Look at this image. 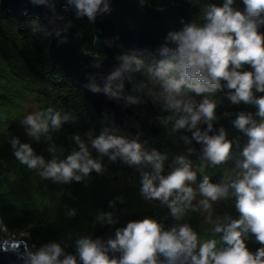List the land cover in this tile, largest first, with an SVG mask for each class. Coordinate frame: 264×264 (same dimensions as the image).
I'll use <instances>...</instances> for the list:
<instances>
[{"label": "clouds", "instance_id": "1", "mask_svg": "<svg viewBox=\"0 0 264 264\" xmlns=\"http://www.w3.org/2000/svg\"><path fill=\"white\" fill-rule=\"evenodd\" d=\"M28 2L50 11L47 23L39 17L32 20V31L55 37L60 44L68 42L67 33L74 26L64 12L71 10L76 19L86 17L94 24L97 17L113 11V0H63V11L56 7L60 0ZM137 2L145 8L146 0ZM186 2L199 6L197 19L181 17V27L169 29L147 56L135 49L118 52L117 64L107 73L88 74V83L81 86L123 101L124 107L147 98L159 108V125L183 143L184 153L167 163V152L150 147L139 132L123 133L107 112L98 133H74L67 152L50 143L47 159L19 136L8 141L21 164L54 184L87 187L93 172L107 173L105 158L132 168L139 176L141 197L167 208V215H145L121 224L113 211L117 201L124 202L118 196L108 202L113 210H98L92 221L93 229L100 225L110 231L68 232L39 246L4 249L14 252L22 264H264V0ZM24 15H29L27 10ZM95 39L119 48V36ZM104 61L95 57L86 67L103 69ZM225 100L233 107H249L218 114ZM221 119L229 120L239 135L229 138ZM74 122L70 113L50 106L30 112L19 123L25 136L39 143ZM193 142L200 145L198 165L190 159L197 151ZM222 165L228 167L218 181L204 174L206 168ZM226 200L233 201L236 215L215 212L214 205ZM190 212L200 214L208 227L202 232L194 229L187 219ZM65 214L75 217L77 209L66 208ZM250 241L259 245L255 251L249 249Z\"/></svg>", "mask_w": 264, "mask_h": 264}, {"label": "trees", "instance_id": "2", "mask_svg": "<svg viewBox=\"0 0 264 264\" xmlns=\"http://www.w3.org/2000/svg\"><path fill=\"white\" fill-rule=\"evenodd\" d=\"M208 0H200V3ZM220 3L221 0H211ZM238 4L240 0H237ZM146 4L155 10L164 8L162 0H146ZM200 14L199 6H194L193 18ZM34 18L24 20L14 18L0 8V223L1 228L10 238L20 240L23 236H31L33 243L39 246L50 239H58L68 232L104 235L110 231L108 227L96 225L92 221L98 210L109 209L108 202L120 196L124 202H116L115 211L121 224L139 219L143 216L165 217L168 209L165 207L149 206L139 192V176L132 168L119 163L110 164L105 158L104 164L108 171L100 176L92 173L87 187L84 183L73 182L70 185L54 184L42 179L36 171L29 170L12 154L9 144L11 136H19L23 142H29L37 154L49 158L46 151L50 143L63 146L67 150L71 147L70 137L74 133L83 135L89 129H96L97 133L103 126L101 120L86 102L83 93L76 89L64 76L59 67L50 59V37L44 38L42 33H34L31 22ZM71 21L78 29L86 53L97 56L94 50L95 27L85 18L76 19L72 14ZM127 51L121 49L120 52ZM31 103L39 110L54 107L75 117L74 123H66L59 132H53L49 137H42L39 143L26 139L22 134L20 120L23 119L26 104ZM240 105L233 107L224 101V106L218 109V114L225 111H236L237 108H248ZM249 110H255L249 108ZM135 113L155 122L162 129L160 137H153L140 122H135L141 139L148 140L150 147L161 152H167L171 163V156L186 151L178 138L170 137L165 129L159 125L155 117L159 108L152 105L147 98L145 102L135 107ZM221 124L227 129L229 138L239 135L232 128L230 121L221 119ZM193 148L194 146L191 145ZM66 154V153H65ZM95 155V153H93ZM198 153L190 157L194 165L200 161ZM231 163V162H230ZM228 166L219 169L208 167L204 174L211 177L213 182L226 174ZM120 181V185L117 183ZM70 193V195H69ZM66 208L77 209L75 217H68ZM234 211L233 201L222 202L219 214ZM188 222L194 229L202 232V226L194 213H189ZM2 229L0 235L2 234ZM250 250L255 251L258 244L249 242Z\"/></svg>", "mask_w": 264, "mask_h": 264}, {"label": "water", "instance_id": "3", "mask_svg": "<svg viewBox=\"0 0 264 264\" xmlns=\"http://www.w3.org/2000/svg\"><path fill=\"white\" fill-rule=\"evenodd\" d=\"M162 2L164 8L155 10L147 4L145 8H140L137 0H113V11L110 15L97 17L94 24L85 17L95 27V37L98 36L100 41L106 37L119 36L120 38L119 48L105 47L103 43L97 42L95 39L94 50L97 56L84 51L82 37L75 26L67 33L69 36L67 43L60 44L57 38L50 37L49 56L51 61L60 68L72 85L83 93L86 102L96 116L102 120L107 112L109 119H114L115 124L123 133L133 136L137 133L135 122L142 123L153 137H160L162 129L155 122L137 115L134 111L136 105L124 107L123 101L117 103L115 100H109L102 93L93 94L81 86L88 83V74L107 73L113 64H117L118 61L114 57L122 48L127 51L142 50L143 54L147 56L149 51L154 50L158 44L163 42V37L169 29L181 27L178 22L181 17L185 20L194 19V6L186 0H162ZM56 7L58 11H63V0H60ZM0 8L19 20L31 16L39 17L41 23H47L45 16L50 15L48 8L33 6L28 0H0ZM25 10L29 15H24ZM73 13L71 10L64 12L66 20L71 19ZM59 23L63 24V22ZM95 57L105 59L103 69L86 67ZM193 146L199 155L200 145L193 142ZM220 167L213 168L219 169ZM117 185H120V181ZM1 229L0 223V231ZM2 231L0 235V264H22L14 252L4 249L19 246L23 250L24 247L29 246V238L23 236L19 242H16L14 238L6 241L4 229Z\"/></svg>", "mask_w": 264, "mask_h": 264}, {"label": "rangeland", "instance_id": "4", "mask_svg": "<svg viewBox=\"0 0 264 264\" xmlns=\"http://www.w3.org/2000/svg\"><path fill=\"white\" fill-rule=\"evenodd\" d=\"M39 109L37 108V107H35L33 104H31V103H28V104H26V106H25V109H24V116L25 115H27V114H29L30 112H34V111H38ZM23 116V117H24ZM22 134H23V136H25V134H24V129H23V127H22ZM26 137V139H29L27 136H25ZM140 197H141V195H140ZM142 198V197H141ZM143 199V198H142ZM144 200V199H143ZM149 206H152V207H159L160 205L158 204V202H149V201H146V200H144ZM222 202L223 201H220L219 203H217V204H215L214 205V209H215V212L217 213V214H219V209L221 208V206H222ZM194 215L197 217V220L201 223V225L202 226H204V227H208V225H206L204 222H203V217L200 215V214H198V213H194ZM4 235H5V238H6V241H9L11 238H9V236L7 235V232L4 230ZM28 238H29V246L31 245V244H34L33 243V240H32V238H31V236H27ZM16 242H19V240H15Z\"/></svg>", "mask_w": 264, "mask_h": 264}]
</instances>
